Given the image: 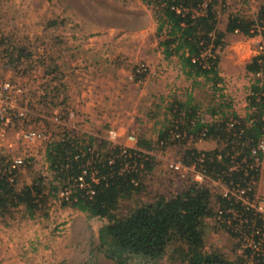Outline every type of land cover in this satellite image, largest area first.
<instances>
[{"label":"rangeland","instance_id":"374dc122","mask_svg":"<svg viewBox=\"0 0 264 264\" xmlns=\"http://www.w3.org/2000/svg\"><path fill=\"white\" fill-rule=\"evenodd\" d=\"M262 9L264 0H219L218 28L225 29L231 14L258 20ZM260 30L253 37L239 32L225 36V45L218 51L221 89L214 90L211 82L202 78L193 86L194 79L181 72L176 58H164L153 6L143 0H0V84L23 90L12 94L7 102L25 112L11 120L0 141V171L9 174L5 157L22 155L26 164L13 169L18 186L30 184L41 175L53 179L54 171L48 170L45 156L47 140L77 136L79 144L87 145L88 137L93 136L113 145L131 146L127 136L133 134L136 143L149 141V149L138 143L134 146L154 159L151 169L141 173L142 188L121 202V209L180 190L192 180L190 173L182 177L170 171L169 162L184 163L190 160L188 149L212 150L219 143L213 138L195 142L181 138L162 145L159 133L171 124L173 103L189 102L204 111L222 100L229 103L222 110L244 117L254 81L245 64L260 52ZM70 86L76 90L71 91L72 96H78L79 101L78 107L69 109ZM91 98L99 109L88 108L86 103ZM40 103L46 106L44 117L40 116ZM123 103L140 104V110L134 115L133 128L120 131L110 125L120 108L124 111ZM126 111L129 117L135 112ZM107 113L109 119L99 118ZM95 125L100 128L94 129ZM111 130L115 133L112 140L108 139ZM26 131H36L39 136L24 140L21 136ZM98 145L95 142L93 148L101 153L111 148ZM200 182L208 186L215 203L218 186L208 179ZM60 192L39 204L33 217L24 205L0 212V235L5 239L0 264H117L94 250L103 221L63 205L69 200ZM211 222L216 223V218ZM242 246L239 238L224 228L214 230L206 241L207 249L220 251L232 264H239Z\"/></svg>","mask_w":264,"mask_h":264},{"label":"trees","instance_id":"16d2710c","mask_svg":"<svg viewBox=\"0 0 264 264\" xmlns=\"http://www.w3.org/2000/svg\"><path fill=\"white\" fill-rule=\"evenodd\" d=\"M143 1L153 6L156 36L164 58H176L181 72L194 79L193 86L200 83L197 78H202L206 83L211 82L212 89H221L218 87L222 80L218 51L223 49L228 33L239 32L253 37L257 33L254 24H257L264 43V9L258 20L231 14L225 29L221 30L218 28L219 0ZM245 70L261 73L264 77V52L253 56L245 64ZM248 101V108L253 110H248L244 117L232 113L236 123L231 127L227 122L229 116L222 110L229 106L227 102L221 100L204 111L189 102L173 103L171 124L160 131L159 140L164 145L173 139L172 132L185 133L182 139L193 142L202 132L206 138L217 139L219 147L212 150L188 149L186 155L190 160H184V163L189 164L203 155L202 169L210 178L242 186L249 178L242 170L230 169L232 156L239 152L235 161H240V155L248 157L250 149L264 134V80L252 83ZM78 138L69 137L47 144L45 156L48 170L54 171L53 179L41 175L30 184L18 186L15 170L11 174L0 171V212L24 205L27 214L33 217L39 204L50 196L56 197L66 187L70 190L69 201L62 204H69L103 221L94 250L117 264H164L166 260L180 264H232L220 251L206 248L208 236L217 228H224L232 237L239 236L236 231L239 220L228 211L229 208L248 218L247 223H242L248 234L253 227L263 226L258 217L254 216L253 221L250 219L251 210L233 200L216 196L214 203L208 186L193 180H188L180 190L168 196L158 195L152 202L134 203L124 211L120 203L140 191L141 173L151 169L154 157L135 148H128L127 154H121V145H113L104 138L89 136L87 145L79 144ZM95 142L100 144L98 148L101 145L111 148L101 153L93 148ZM137 143L150 148L148 140ZM85 167L88 171L84 179L90 184L92 194L74 182ZM93 177L97 181H93ZM218 210L222 211L221 218L212 224L211 218L218 216ZM245 253L249 255L248 248ZM241 257L239 264L245 262L244 255ZM257 262L264 264L260 258Z\"/></svg>","mask_w":264,"mask_h":264},{"label":"built area","instance_id":"2783aa9c","mask_svg":"<svg viewBox=\"0 0 264 264\" xmlns=\"http://www.w3.org/2000/svg\"><path fill=\"white\" fill-rule=\"evenodd\" d=\"M254 26L257 29L256 31L259 33L258 29L260 27L257 24H254ZM258 47L260 51L259 53L264 52V43L262 40H260ZM48 71L51 72V70L49 69ZM14 93L20 94L23 93V90H21L20 88H15L7 83L0 84V141L5 135L7 126L11 122V120L13 118L23 117L25 115V112H23L19 108H16L12 102H7L9 97ZM250 95L251 93H249V96ZM246 106H249V101L247 102ZM248 110L253 109L248 108ZM227 115L229 116V119L227 121L228 126L231 127L236 123V120L233 118L232 113H227ZM54 119L57 120L58 117L55 116ZM262 119L264 120V115ZM112 131L113 130L109 132L108 136V139L110 140H112L115 136V133ZM184 135L185 133L182 134L180 132H172L173 139L184 138L182 137ZM37 136H39V134H37L36 131H26L23 132L21 138H23L24 140H30L36 138ZM204 138H206V134L202 132L200 133V136L197 140H201ZM127 139L133 145L126 146L122 143H118V145H121L122 147L121 154H127L128 148H135L136 146V140L133 134H129L127 136ZM47 141L48 143L54 142V140ZM238 154L239 152H237L235 156ZM235 156H232L233 166H231L230 169L239 171L242 170L243 175L249 178V181L242 186H238L232 183L226 184L225 182L219 179L210 178V176L206 174L205 171L202 169V162L204 160L203 155L196 157L189 164H185L180 160L170 161L168 167L170 171L178 173L182 177L190 173L189 175L191 176V179L197 183H201V179H208L209 182L213 183L215 186H218V188L220 189L217 193L218 196L226 197L230 200H233L232 202L239 203L240 206L244 207L245 209L251 210L253 215H251L250 219L252 221L254 216L261 219L263 222V226L261 228L253 227L250 234H248L247 231L243 230L242 227V223H247L249 221L248 218L243 217L242 213L238 212L232 207L228 210L234 216V218H237L239 220V224L236 225V231H239V236L237 238H239V240L241 238L244 239V241H241L243 243V246L242 253L240 254L244 255L245 257V262L243 264H259L257 262L258 258H260V260L264 263V190L258 186V181L261 179V175L264 172V134L256 141L255 145L250 149L248 157L240 155V161H235ZM3 161L5 162L9 174L13 172V169L20 168L26 164V159L22 155H16L11 157L7 156L4 158ZM87 165L90 164L87 163ZM87 171L88 168H83L81 170V174L74 178V182H76L79 187L87 188L88 193L92 194L93 191L92 189H90V184L85 182L84 179V176ZM93 173L95 174L96 171L93 170ZM92 180L97 181V178L93 177ZM60 191V195H64V197L67 198L66 200H69L70 190L65 187ZM221 212V210H218V216H216V219L221 218ZM255 237H257V240H255ZM247 248L249 249V255L245 253V249ZM250 261H252V263H250Z\"/></svg>","mask_w":264,"mask_h":264},{"label":"crops","instance_id":"0c3cea01","mask_svg":"<svg viewBox=\"0 0 264 264\" xmlns=\"http://www.w3.org/2000/svg\"><path fill=\"white\" fill-rule=\"evenodd\" d=\"M247 74H250L251 75V77L252 78H254V81H253V83L255 82V81H259L260 82V80H261V82L264 80V77L262 76V74L261 73H257V74H253V73H247ZM257 79V80H256ZM77 83V82H76ZM252 85V84H251ZM67 99L69 100V103H68V105H66V107H70V108H74V107H78V106H76L77 104V102L79 101L78 100V96H75V97H73L72 96V93H71V91H76L75 90V88L74 89H72V86H70V87H68V89H67ZM83 95V94H82ZM81 95V97H83ZM247 98V97H246ZM94 103H97V101H95V99H90L87 103H86V105L88 106V108H89V105H91V109H99L98 108V105H95ZM42 106L40 107V110H43L42 112H41V114H40V116L41 117H44V112L45 111H47V110H45L44 109V107H46L45 105H44V103H40ZM247 105V102H246V104H245V107H246V109H247V112H248V107L246 106ZM95 107V108H94ZM127 107H129V108H127ZM69 108V109H70ZM122 108L124 109V111L120 108V112L116 115V117H113L114 118V120H113V122L114 123H112L113 125H110V126H115V127H118L119 128V130L120 129H130V128H133V126H131V125H133V118H134V115H136L137 114V112L140 110V104L138 105V106H135L134 104H132L131 103V106L128 104H125V103H123V105H122ZM126 110H129V111H132V112H134V114H133V116H131V117H129V114H126L128 111H126ZM246 112V113H247ZM103 117H105L106 119H109V113H107V114H105L104 116L103 115H101L99 118L100 119H102ZM128 117V118H127ZM99 125H95V126H93L94 127V129H96V128H100V127H98ZM85 129H87V127L85 126ZM121 131V130H120ZM95 136V135H94ZM258 186L260 187V188H262L263 190H264V172L262 173V175H261V179L258 181ZM1 216H4V215H1ZM0 222H1V218H0ZM4 230V232H5V234H6V230L5 229H3ZM9 234L10 233H8V234H6V235H8L9 236ZM4 236H2V235H0V247L1 246H3L4 245Z\"/></svg>","mask_w":264,"mask_h":264}]
</instances>
